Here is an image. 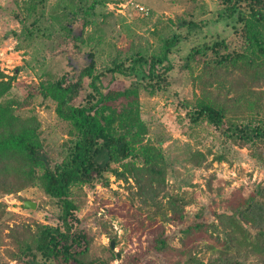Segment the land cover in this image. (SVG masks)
Returning <instances> with one entry per match:
<instances>
[{
	"label": "trees",
	"instance_id": "1",
	"mask_svg": "<svg viewBox=\"0 0 264 264\" xmlns=\"http://www.w3.org/2000/svg\"><path fill=\"white\" fill-rule=\"evenodd\" d=\"M43 2L31 0L30 8L37 11ZM218 2L221 8L217 17L237 22V44L212 36L174 63L169 54L179 39L189 38L196 28L207 23L189 20L186 34L176 33L165 39L157 54L137 52L123 60L115 56L97 71L92 50L86 64L28 85L23 98L10 95L16 77H6L0 71V193L11 194L39 184L60 204L59 224L6 225L7 235L16 247L9 253L11 258L22 264H111L118 257L112 246L101 245L100 251H95L93 233L74 223L79 220L76 211L80 206L74 188L110 169V163L115 162L132 178L143 204L164 217L160 222L147 215L153 229L146 235V245L127 256L124 264H144L145 260L148 264H264V185L258 184L248 194L231 189L211 195L208 205L190 212L186 208L189 201L183 195L168 191L170 164L161 143L144 142L147 130L136 129L135 123L123 131L116 125L117 113L127 119L133 117L143 91L152 94L167 90L173 84L174 69L181 67L183 73L197 66L199 73L193 82L198 92H194L192 100L169 89L190 125L210 124L235 142L264 149V0ZM96 3L78 0L74 18L67 23V35L75 42L86 41L83 30L76 29L73 35L71 24L79 22L75 15H81L85 26L96 15ZM39 19L37 16L31 27L20 20L30 37L40 32ZM92 39L101 44L104 35ZM119 75L132 80L113 88ZM37 94L53 100L57 116L67 123L68 137L62 144L60 159L50 158L39 117L19 113L20 108L33 103ZM255 155L264 163V153ZM206 159L204 153L195 151L188 162L202 165ZM116 173L122 175L117 170ZM5 207L0 202V218ZM167 222L180 233L178 245L171 243L173 235L165 230ZM111 237L117 238L116 234ZM203 244L212 251L208 258L198 254ZM169 255L176 259L168 263ZM0 264L10 263L0 260Z\"/></svg>",
	"mask_w": 264,
	"mask_h": 264
},
{
	"label": "rangeland",
	"instance_id": "2",
	"mask_svg": "<svg viewBox=\"0 0 264 264\" xmlns=\"http://www.w3.org/2000/svg\"><path fill=\"white\" fill-rule=\"evenodd\" d=\"M93 1L97 3L92 21L84 26L81 15H75L79 22L71 24L73 35L76 29L83 30L86 38L84 42H75L67 35V23L74 18L78 0H44L37 11L30 8L31 0H0V71L6 77H16L12 81L11 96L23 98L29 91L28 85L72 72L73 67L80 68L89 61L88 52L92 50L96 54L97 71L109 65L115 56L123 60L137 52L146 56L157 54L165 39L176 33L186 34L189 20L207 23L196 28L189 38L182 36L179 39L169 54L174 63L183 60L194 45L212 36L225 37L232 44L239 41L237 22L233 18L217 17L221 8L218 0H89ZM140 6L145 10H140ZM37 16L40 17V32L30 37L20 20L31 27ZM100 34L104 35L101 44L92 39ZM197 73V66L192 70L185 69L183 73L181 67L174 69L171 74L173 84L169 89H176L180 96L192 100L194 92H198L193 82ZM131 80L129 76L119 75L112 87L120 88ZM169 89L152 94L143 91L131 119L116 114L120 131L128 130L130 124L135 123L136 129L147 130L144 142L161 143L170 164L168 191L183 195L189 201L186 208L196 212L209 204L211 195L231 189L248 194L258 184L264 185V163L255 155L259 151L264 153V149L235 142L210 124L191 126ZM37 95L33 103L20 108L19 113L39 117L50 158L60 159L62 144L68 137L67 123L57 116L53 100ZM195 151L206 155L202 165L188 162ZM74 193L80 205L76 211L79 220L74 223L93 233L95 251L114 241L112 249L118 257L111 264H124L127 256L139 251L140 245H146V235L153 229L148 214L160 222L164 219L143 204L135 183L119 163L111 162L110 169L102 170L101 174L76 186ZM26 199L35 201L37 207L23 206ZM0 202L6 205L0 218V260L22 264L9 254L16 247L7 235L6 225L12 226L15 222L59 224L60 204L45 194L39 184L28 185L11 194L1 192ZM215 206L219 208L217 204ZM165 230L173 235L171 243L178 245L180 233L176 232L174 224L167 222ZM111 234H116L117 238H112ZM211 253L206 244L198 251L204 258ZM175 259V255L166 258L168 263ZM144 264H148V260Z\"/></svg>",
	"mask_w": 264,
	"mask_h": 264
},
{
	"label": "water",
	"instance_id": "3",
	"mask_svg": "<svg viewBox=\"0 0 264 264\" xmlns=\"http://www.w3.org/2000/svg\"><path fill=\"white\" fill-rule=\"evenodd\" d=\"M25 207L35 209L37 207V203L33 200L26 199L23 202ZM111 246L114 247V241L111 242Z\"/></svg>",
	"mask_w": 264,
	"mask_h": 264
},
{
	"label": "built area",
	"instance_id": "4",
	"mask_svg": "<svg viewBox=\"0 0 264 264\" xmlns=\"http://www.w3.org/2000/svg\"><path fill=\"white\" fill-rule=\"evenodd\" d=\"M139 8H140V10H145L143 6H140Z\"/></svg>",
	"mask_w": 264,
	"mask_h": 264
}]
</instances>
